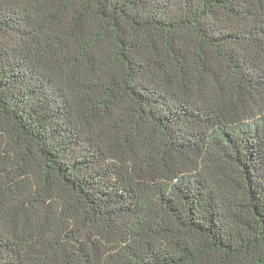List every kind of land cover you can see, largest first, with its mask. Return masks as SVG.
I'll return each mask as SVG.
<instances>
[{"label": "trees", "instance_id": "trees-1", "mask_svg": "<svg viewBox=\"0 0 264 264\" xmlns=\"http://www.w3.org/2000/svg\"><path fill=\"white\" fill-rule=\"evenodd\" d=\"M0 264H264V0H0Z\"/></svg>", "mask_w": 264, "mask_h": 264}]
</instances>
